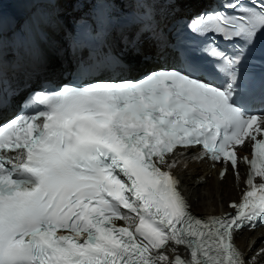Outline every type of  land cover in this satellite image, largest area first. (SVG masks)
<instances>
[{
  "label": "snow or ice",
  "instance_id": "6c2138e0",
  "mask_svg": "<svg viewBox=\"0 0 264 264\" xmlns=\"http://www.w3.org/2000/svg\"><path fill=\"white\" fill-rule=\"evenodd\" d=\"M8 2L54 10L43 38L74 64L56 91L0 88V264H256L236 236L264 224V0H0V76ZM81 27L105 44L79 49ZM195 148L221 180L248 165L232 212L193 213L177 169Z\"/></svg>",
  "mask_w": 264,
  "mask_h": 264
},
{
  "label": "bare ground",
  "instance_id": "6f19581e",
  "mask_svg": "<svg viewBox=\"0 0 264 264\" xmlns=\"http://www.w3.org/2000/svg\"><path fill=\"white\" fill-rule=\"evenodd\" d=\"M211 1L212 0H189V2L178 6V12L179 14L184 13L183 16L190 17L188 14L185 15L186 11L192 10L195 12V10L197 11L203 7L204 3ZM28 4L29 3L27 2L6 3L14 15L24 10ZM173 17L174 16L169 13L165 14L163 17V24L168 25V20ZM175 19L176 18H173L172 21ZM112 40L116 43L114 38ZM47 46L41 45V57L33 61V67L36 68H34L35 71H32L31 73V76L35 78V82H32V84L38 83L39 79L44 76L43 80L53 79V75L61 76V74L64 73L70 65V61L67 58L66 47L62 39H60V47L62 51L59 54L50 46L49 43ZM117 50L119 51V47H117ZM125 58L132 62L140 70L154 66L151 61H147L143 59L142 56H136L132 53H125ZM5 60L8 64H11L8 59ZM5 75V77L9 78V80L12 79V81H15L17 86H20L21 88L28 85L27 82L23 83L19 78H16L21 76V78L24 79V76L20 72H6ZM13 88L16 87H14V84L10 83L9 89ZM9 114L10 113H6L3 117H0V119H4ZM197 152L198 151L195 149H192L191 151L192 155ZM184 162L187 163V168H178L177 173L179 175V179L181 180V187L190 199L192 209L194 211L198 213H219L227 210L228 201L238 199V187L243 184L242 179H235L229 172L226 175V178L221 180L218 177L219 166L215 169H211L206 161L192 160L189 157V159ZM209 174L211 177H209ZM263 233L264 230L259 229L254 232H241L238 237L239 243L243 245L244 249L248 252L249 258L254 255L256 256V264H264V256L257 255L259 250L264 248V239H259L253 242L248 241L247 236H251V240L253 237L260 236Z\"/></svg>",
  "mask_w": 264,
  "mask_h": 264
},
{
  "label": "rangeland",
  "instance_id": "374dc122",
  "mask_svg": "<svg viewBox=\"0 0 264 264\" xmlns=\"http://www.w3.org/2000/svg\"><path fill=\"white\" fill-rule=\"evenodd\" d=\"M198 10H199V9H198ZM179 15H184V13H182V14H179ZM190 15H191V14H190ZM173 18H176V17L174 16ZM173 18H172V19H173ZM172 19H170V20H169V22H170ZM40 80H42V79H40ZM14 110H15V109H14ZM6 118H7V116H6ZM209 177H211V175H210V174H209Z\"/></svg>",
  "mask_w": 264,
  "mask_h": 264
}]
</instances>
